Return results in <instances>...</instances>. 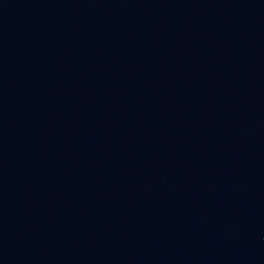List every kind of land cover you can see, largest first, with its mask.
I'll return each mask as SVG.
<instances>
[{
	"label": "water",
	"instance_id": "water-1",
	"mask_svg": "<svg viewBox=\"0 0 264 264\" xmlns=\"http://www.w3.org/2000/svg\"><path fill=\"white\" fill-rule=\"evenodd\" d=\"M0 264H264V0H0Z\"/></svg>",
	"mask_w": 264,
	"mask_h": 264
}]
</instances>
